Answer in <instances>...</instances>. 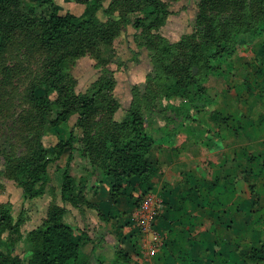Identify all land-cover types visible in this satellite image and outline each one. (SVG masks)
Instances as JSON below:
<instances>
[{"label":"trees","instance_id":"obj_1","mask_svg":"<svg viewBox=\"0 0 264 264\" xmlns=\"http://www.w3.org/2000/svg\"><path fill=\"white\" fill-rule=\"evenodd\" d=\"M75 1L85 6L80 15L60 13L54 0H0V130L10 123L15 138L8 146L0 143V181H14L25 198L51 194L49 164L66 155L58 201L52 199L37 227L24 235L25 219L19 214L14 220L12 204L0 203V264H90L81 243L87 238L77 237L65 219L67 205L88 204L86 186L70 173L74 154L84 159L89 175L110 178L112 199L137 187V206L150 192L155 171L147 159L155 143L150 120L159 114L168 123L194 122L215 96L210 80L223 85L234 75L233 57L243 43L262 39L264 54V0H196L191 31L176 41L160 32L172 14L162 0H110L107 6L103 0ZM128 24L144 34L149 67L141 88L132 84L129 106L118 120L115 70L102 49H112ZM86 55L96 61L99 75L85 91H76L70 68ZM39 88L43 94L36 93ZM72 116L66 138L46 148L43 137L56 134L58 124L68 126ZM20 243L23 256L16 252ZM240 254L262 263L264 243ZM112 264H131V257L117 249Z\"/></svg>","mask_w":264,"mask_h":264},{"label":"crops","instance_id":"obj_2","mask_svg":"<svg viewBox=\"0 0 264 264\" xmlns=\"http://www.w3.org/2000/svg\"><path fill=\"white\" fill-rule=\"evenodd\" d=\"M261 43L257 38L239 47L233 57L234 75L215 92L212 103L194 122L180 124L176 120L173 124L162 116L149 122L155 139L147 155L155 167L150 192L162 200L154 225L161 245L145 242L135 224L133 213L140 190L128 186L125 193L112 199L110 178L89 175L84 159L73 156L70 173L86 186L88 204L81 209L67 205L65 219L76 227L77 237L87 238L81 243L83 251L90 254V264H97L96 258L102 264H112L120 248L129 253L131 264H262L240 254L264 243ZM145 74L139 76L140 81ZM133 77L127 74L125 79L122 73H115L120 107L114 117L118 120L129 106L131 97L121 110V98L126 101L129 84L137 83ZM63 157L62 166L66 155L58 159L61 162ZM58 188L60 184L56 194Z\"/></svg>","mask_w":264,"mask_h":264},{"label":"rangeland","instance_id":"obj_3","mask_svg":"<svg viewBox=\"0 0 264 264\" xmlns=\"http://www.w3.org/2000/svg\"><path fill=\"white\" fill-rule=\"evenodd\" d=\"M27 2H32V0H26ZM167 3L168 8L172 11L167 19L165 20L164 26L160 29L161 34L169 39L176 40L181 34L191 31V23L195 14V1L196 0H162ZM56 6L59 8V12L62 14L72 13L75 15H80L84 10V4L78 3L75 0H54ZM110 0H103V4L107 6ZM97 16L101 20H105V17L102 13L98 12ZM135 15H132L131 18H134ZM151 19L145 22L148 24ZM134 34L138 36V41H134ZM144 41V34L140 30H135L132 25L128 24L120 31L119 35L113 40L112 49L103 47L102 55L103 58H110L108 62V67L115 70V73H122L124 78L131 75L134 76L133 79L137 83H133L141 86L144 83L140 81V77L143 76L144 72L147 71V66H149V58L145 47L141 45ZM110 49V50H109ZM109 57V58H108ZM96 61L90 56H83L74 61L73 65L70 68V72L77 79L76 91H85L89 84L93 82L99 75V69L95 67ZM120 78L121 74H117ZM140 76V77H139ZM123 79V78H122ZM122 79L120 81H122ZM225 84V83H224ZM223 84V85H224ZM223 85L216 84L214 80H210L208 86L211 88L213 94ZM132 86V83L129 84V90ZM37 94H43L41 88L36 90ZM115 95V89H114ZM117 98V96L115 95ZM131 97L130 91L126 96V101L123 97L121 98L122 109L128 106L127 98ZM23 105V104H22ZM5 114V112L3 113ZM159 115V114H158ZM157 115V116H158ZM159 117V116H158ZM197 117V116H196ZM71 117L69 123L71 124ZM10 119V118H7ZM10 122V121H9ZM10 123H4L2 129L0 130V143L5 146L9 145V142L14 141L13 133H10V128L8 127ZM69 126H64L58 124L55 127V133L46 134L43 137L44 146L50 148V145L55 141L57 137L63 139V136L66 135ZM62 135V136H61ZM65 137V136H64ZM76 154V153H75ZM74 154V155H75ZM64 156V155H63ZM2 159L0 158V167ZM64 163V157L61 162L55 160L49 164L48 167V187L53 189L51 194H46L40 198H25L22 189L18 187L14 181H0V203L1 202H10L12 204V214L14 220L21 214L22 218L25 219V222L21 226V230L25 235L32 228L37 227L42 218L46 215V210L48 205L51 203L52 199L58 201V194H56V188L60 184V172L62 165ZM81 170V169H80ZM59 190V188H58ZM262 196L264 193L261 194ZM264 222V220H263ZM76 223L81 224L78 220ZM264 240V236L262 238ZM22 249H25L24 243H20L17 246L16 252L22 256L25 252H22ZM23 253V254H22ZM264 264V262H262Z\"/></svg>","mask_w":264,"mask_h":264},{"label":"built area","instance_id":"obj_4","mask_svg":"<svg viewBox=\"0 0 264 264\" xmlns=\"http://www.w3.org/2000/svg\"><path fill=\"white\" fill-rule=\"evenodd\" d=\"M162 200L153 193L148 192L142 196L136 207L133 218L139 232L144 236L145 242L150 246H159L162 244V238L156 231L154 225L160 214Z\"/></svg>","mask_w":264,"mask_h":264}]
</instances>
